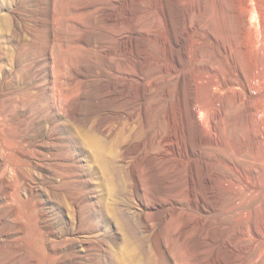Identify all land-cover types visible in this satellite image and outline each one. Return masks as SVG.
Segmentation results:
<instances>
[{
	"label": "rangeland",
	"instance_id": "obj_1",
	"mask_svg": "<svg viewBox=\"0 0 264 264\" xmlns=\"http://www.w3.org/2000/svg\"><path fill=\"white\" fill-rule=\"evenodd\" d=\"M261 234L264 0H0V264H264Z\"/></svg>",
	"mask_w": 264,
	"mask_h": 264
},
{
	"label": "bare ground",
	"instance_id": "obj_2",
	"mask_svg": "<svg viewBox=\"0 0 264 264\" xmlns=\"http://www.w3.org/2000/svg\"><path fill=\"white\" fill-rule=\"evenodd\" d=\"M192 13H194V11H191L188 15H187V17L188 18H190V16L192 15ZM191 107L192 106H189V108H187V107H183V109H185V110H189V111H191ZM189 115V114H188ZM189 117V116H188ZM190 118V117H189ZM182 119H184L185 121H186V119H185V117H183ZM211 121H212V123H215L216 122V120H217V115L216 114H212L211 115V118H209ZM210 123V122H209ZM92 142V141H91ZM99 151L97 152V155H96V161L97 162H99V163H101V164H103V165H106L107 163H108V161H107V159H106V156H105V150H106V152L108 151V142L107 141H105V140H100L99 141ZM247 231V230H246ZM245 232V231H244ZM248 232V231H247ZM247 232H245V233H247ZM263 232V231H262ZM248 234V233H247ZM246 235V234H245ZM258 237H259V235H258ZM260 238L262 239V240H264V235L263 234H261L260 235Z\"/></svg>",
	"mask_w": 264,
	"mask_h": 264
}]
</instances>
